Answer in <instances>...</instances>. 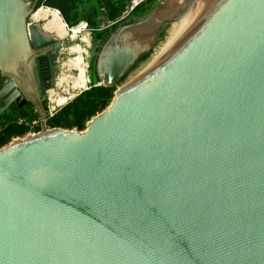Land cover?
<instances>
[{"label": "water", "instance_id": "1", "mask_svg": "<svg viewBox=\"0 0 264 264\" xmlns=\"http://www.w3.org/2000/svg\"><path fill=\"white\" fill-rule=\"evenodd\" d=\"M36 4L0 0V115ZM97 47L110 104L0 148V264H264V0H158Z\"/></svg>", "mask_w": 264, "mask_h": 264}, {"label": "trees", "instance_id": "2", "mask_svg": "<svg viewBox=\"0 0 264 264\" xmlns=\"http://www.w3.org/2000/svg\"><path fill=\"white\" fill-rule=\"evenodd\" d=\"M131 1L132 0H37L36 7L43 4L57 9L61 13L66 24L69 27H73V29L83 27L82 24L85 23L93 35H102V40L104 42L120 24L134 21L150 13L155 8L158 0H142V2L135 6L127 16L121 18L131 4ZM103 24H105L104 28L101 27ZM162 31L159 33L160 37L163 33ZM148 56L149 52L142 55L132 69H134L139 62L147 59ZM88 68V73L92 80L90 81V87L82 90L65 105L57 109L55 114L46 121L48 127H59L63 129L77 128L79 130H84L87 122L110 104L114 96L116 85L112 87L98 85L93 71L94 59L90 61ZM123 79L124 78H122V80ZM36 118L37 115L33 112L30 114L6 112L0 118V147L7 145L13 138L24 136L28 132L39 131L38 125L33 128L31 127L32 121Z\"/></svg>", "mask_w": 264, "mask_h": 264}, {"label": "flooded vegetation", "instance_id": "3", "mask_svg": "<svg viewBox=\"0 0 264 264\" xmlns=\"http://www.w3.org/2000/svg\"><path fill=\"white\" fill-rule=\"evenodd\" d=\"M162 28L163 27H161L158 30L156 39L158 38ZM46 34L48 35L49 33L46 32ZM96 35L91 34V39L93 43V45L89 46L91 48V60L95 59L92 56V51L96 47V44H98V47L96 48L97 50L103 43L102 35H100L99 40L96 39ZM48 38L52 40V43L45 45H40L42 44V40H40V38L36 40L39 47L34 49L35 51V65L33 68L34 87L30 89V94H31L30 97H25V98L23 97V99H18V97H15L9 104L8 108L3 112V114L0 115V118L6 112H13L14 114H27V113L30 114L31 112H33L35 115H37V118L33 120L32 123H35V125L39 126L40 116H42V114L44 116V120L46 124V121L50 117H52L57 111V110H50V101H52V98L50 97V90L55 87H57L58 90V84L60 83L59 77L62 74L61 69L63 68L60 66L61 65L60 63L66 45L64 41L65 39L63 37L56 36L55 38L57 39H54L53 36L48 35ZM85 38L86 40L88 39L87 37ZM88 66L87 64L84 65L85 76H87L86 73H88ZM4 79L0 78V85H3L7 82L6 79L5 80ZM86 79L88 78L86 77ZM79 81L80 80H78L77 78L75 79V83H78ZM90 81H92L91 78ZM70 99H68L66 103ZM59 100L60 98L57 99V101Z\"/></svg>", "mask_w": 264, "mask_h": 264}, {"label": "rangeland", "instance_id": "4", "mask_svg": "<svg viewBox=\"0 0 264 264\" xmlns=\"http://www.w3.org/2000/svg\"><path fill=\"white\" fill-rule=\"evenodd\" d=\"M137 1L139 3L142 2V0H137ZM157 3H158V1H157ZM82 25H83L82 32L78 33L76 36H72V35H68V36H64V37L60 36V37H63L65 39L64 41H65L66 47H65L64 54H62V59H61V63H60L61 64L60 66L63 67L61 69L62 74L59 77L60 83L58 84V90L54 91L55 92L54 94H56V96H55L56 103L51 104L52 110H57V109L61 108L63 105H65L64 103H66V101L68 99L73 98L74 96L78 95L80 93L79 91L82 89L81 87H74V85H73L75 79L78 76H77V72L75 70V67L72 65V63H73V60L75 57L80 58L82 55L83 60H82V63H80V66L82 67L83 65L90 64L91 48L89 46L93 45L92 39H91L92 33L89 31L86 24L83 23ZM85 25H86V27H85ZM101 27L104 28L105 24H103ZM85 32L89 33V35L87 37L88 38L87 41L82 40V35L86 34ZM88 70H89V68H88ZM86 75H87L86 77L90 80L88 73H86ZM88 86H90V85H88ZM65 92L68 93V96H66V94L63 96V93H65ZM61 96L64 97L65 100H63L62 102L59 103L57 101V99L60 98ZM0 127H1V124H0ZM21 137H23V136H21Z\"/></svg>", "mask_w": 264, "mask_h": 264}, {"label": "bare ground", "instance_id": "5", "mask_svg": "<svg viewBox=\"0 0 264 264\" xmlns=\"http://www.w3.org/2000/svg\"><path fill=\"white\" fill-rule=\"evenodd\" d=\"M32 17L36 20H38L40 18L44 19L45 20V23L43 25L44 28L47 30H53L55 32V35L58 37L70 35V34L72 36H76L78 33L82 32V30H83V27H80V28L73 29L72 33L68 32L67 29L65 28V24L62 21L60 15L57 14L56 11H53V10H50L47 8H41V9L37 10L36 13H33ZM87 34L88 33L82 35L83 41L88 40V39L86 40V38H85V37H88ZM75 58L73 60V63L72 62L71 63L75 67V70H76L77 76H78L77 79L80 81L78 83H75V81H74L73 85H74V87H81L84 90L85 84L88 81V79H86V76H85L84 65L82 67L80 66V63H82V60H83V56L81 55L80 58H76V59ZM81 90L79 92H81ZM63 100H65V98L61 96L60 100L58 102L60 103Z\"/></svg>", "mask_w": 264, "mask_h": 264}, {"label": "built area", "instance_id": "6", "mask_svg": "<svg viewBox=\"0 0 264 264\" xmlns=\"http://www.w3.org/2000/svg\"><path fill=\"white\" fill-rule=\"evenodd\" d=\"M138 1L137 0H132L131 1V4L128 6V8H127V10L123 13V15H122V17L121 18H124L125 16H127L128 14H129V12L131 11V10H133V8L135 7V6H137L138 5ZM41 8H47V9H50V10H53V11H56L57 12V14H59L60 15V17H61V19H62V21L64 22V24H65V28L67 29V31L68 32H70V33H72V30H73V27H69L67 24H66V22L64 21V19H63V17H62V15H61V13L57 10V9H54V8H51V7H48V6H45V5H40V6H38V7H36L35 8V11L33 12V13H36L37 12V10H39V9H41ZM33 14L30 16V21L31 22H33V23H35V24H41L42 26L44 25V23H45V20L44 19H38V20H36V19H34L33 17ZM85 24V23H84ZM110 24V23H109ZM75 27V26H74ZM85 27H86V25H85ZM43 29H44V31H46L47 33H49V35H52L53 37H55L56 35H55V32L53 31V30H47V29H45L44 28V26H43ZM90 31V30H89ZM91 32V31H90ZM71 35V34H70ZM88 35H89V33H88ZM65 36H68V35H65ZM64 37V36H63ZM91 84V82H90V80L88 79V81L86 82V84H85V88L87 89V88H89L90 86H88V85H90ZM57 90V87H55L54 89H51L50 90V97L52 98V101H50V110H52V105L51 104H54V103H56V101H55V96H56V94H54L55 92L54 91H56ZM66 94V96H68V93L67 92H65V93H63V96ZM58 96V95H57ZM34 126H37V125H35V123H32V125H31V127L33 128Z\"/></svg>", "mask_w": 264, "mask_h": 264}]
</instances>
